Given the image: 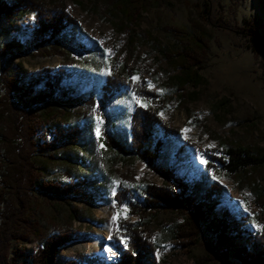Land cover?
<instances>
[{
    "label": "rangeland",
    "instance_id": "1",
    "mask_svg": "<svg viewBox=\"0 0 264 264\" xmlns=\"http://www.w3.org/2000/svg\"><path fill=\"white\" fill-rule=\"evenodd\" d=\"M61 1L78 21L77 27L61 35L64 54L43 56L26 50L20 55L0 57V75L8 72L25 80L28 73L42 68L67 70L69 77L51 100L30 108L13 101L12 106L29 114L30 122L38 120L31 155L37 172L35 181L68 183L84 179V188L93 197L92 201L56 199L44 195L39 190L40 183H34L27 212L33 230L24 240H10L7 250L0 244V264H10V257L18 264H28V255L44 236L70 226L87 237L60 247L56 264H96L99 259H114L117 252L109 239L113 217L119 212L120 217L130 218L127 207L116 211L115 192L144 183L178 189L173 181L149 170L136 156L122 155L105 145L103 132L127 145L130 115L136 105L159 108L161 118L180 129L178 138L164 140L158 165L173 169L195 197H200L212 183L222 184L225 194L220 207L229 208L241 227L252 233L258 231L263 215L247 186L249 179L228 178L221 165L207 154L221 155L213 151L217 143L212 134L264 148V52L240 29L253 19L264 42V0H150L139 24L129 26L131 30L116 28L118 18L111 0ZM28 19L25 16L21 21L24 24ZM173 27L187 32V37L169 29ZM14 35L13 29L2 30L0 46ZM194 36H201L208 45L199 71L203 82L188 83L185 91L170 90L165 86L177 71H170L156 46L160 43L168 49L179 48ZM112 63H124L137 70L133 77L138 79H132L143 78L149 89L160 93L161 102L152 104L124 88L101 107V85L111 74ZM3 92L0 80V97ZM6 119L0 106V129H5ZM195 120H201L202 126L192 127ZM71 127L81 131L78 143L51 146L53 131ZM249 175L264 186V167L250 169ZM182 217L178 212L160 211L151 219L156 256L170 264H221L208 247L209 237L205 234L200 236L202 244L189 250L177 243L174 231Z\"/></svg>",
    "mask_w": 264,
    "mask_h": 264
},
{
    "label": "trees",
    "instance_id": "2",
    "mask_svg": "<svg viewBox=\"0 0 264 264\" xmlns=\"http://www.w3.org/2000/svg\"><path fill=\"white\" fill-rule=\"evenodd\" d=\"M111 2L115 8L113 13L118 18L116 28L131 30L129 26L139 24L141 13L148 10L151 1ZM25 16H29V19L23 24L21 20ZM255 25L256 22L250 19L240 29L264 52V42ZM77 26V19L68 12L61 0L51 3L44 0H0V32L5 29L16 31V35L0 46V57L20 55L26 50L36 51L43 56L64 54L61 35L68 28ZM169 29L178 32L183 38L187 37V32L182 29ZM156 48L167 61L170 71H177L169 77L166 88L185 91L186 84L198 85L203 82L199 71L205 61L208 45L201 36L192 37L190 43L179 48L168 49L160 43ZM112 65L111 74L105 77L101 85V107L107 105L124 88L152 104L161 102L160 93L149 89L143 78L139 81L132 79L137 70L124 63ZM68 74L64 67H47L28 73L25 80L8 72L0 75L4 86L0 106L7 116L5 129H0V244L3 250L8 249L10 240H24L27 232L33 230L32 222L27 219L28 197L33 184L39 182L33 177L37 172L31 160L35 150L33 135L38 120L30 122V115L14 108L13 101L15 105L25 108L46 103L60 90ZM191 126L201 127L202 121L195 120ZM80 132L78 127L53 131L51 146L76 144ZM157 132L160 136L156 135ZM180 135L179 128L170 126L161 118L159 108L140 105L134 106L130 115L127 145L103 132L107 147L122 155L136 156L149 170L164 180L173 181L178 189L144 183L117 190L114 194L115 209L118 211L127 207L130 218L119 216L112 222L110 243L117 257L99 259L96 264H170L156 256L157 248L151 239L150 221L160 211H174L183 216L176 225L174 237L186 250L202 244L200 236L205 234L209 237L208 247L221 264H264V186H259L258 181L249 175L250 169L264 167V148L212 134L211 138L217 143L213 151L221 155L207 154L221 165L228 178L249 179L247 186L263 215L260 229L252 233L240 226L229 208L220 207L225 194L222 184L212 183L200 197H195L190 186L173 169L158 165L164 140L178 138ZM208 165L215 167L211 162ZM86 182L84 179L68 183L43 181L39 182V190L56 199L92 201V194L84 188ZM86 237L85 232L71 226L46 235L36 250L28 255V264H56L60 247ZM237 239H242V242L238 243ZM8 261L10 264H18L13 257ZM66 264L79 263L69 261Z\"/></svg>",
    "mask_w": 264,
    "mask_h": 264
},
{
    "label": "snow or ice",
    "instance_id": "3",
    "mask_svg": "<svg viewBox=\"0 0 264 264\" xmlns=\"http://www.w3.org/2000/svg\"><path fill=\"white\" fill-rule=\"evenodd\" d=\"M108 51L111 52V49H108ZM133 79H138V77H133ZM149 85L151 86V82H149ZM161 91H163V90H161ZM185 131H187V129H185ZM97 134L99 135V126L97 127ZM211 146L212 145H209V147H211ZM101 147H103V145H101ZM202 162L207 163L206 161H202ZM124 211H126V209ZM119 215H120V213L118 212L117 216H114L113 219L114 220L118 219ZM262 227H264V226H262ZM109 239H112V237H109ZM108 250L111 251V249H108Z\"/></svg>",
    "mask_w": 264,
    "mask_h": 264
}]
</instances>
